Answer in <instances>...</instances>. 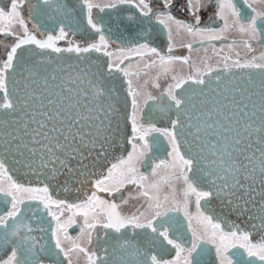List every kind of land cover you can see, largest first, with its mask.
Wrapping results in <instances>:
<instances>
[{"label":"snow or ice","instance_id":"6c2138e0","mask_svg":"<svg viewBox=\"0 0 264 264\" xmlns=\"http://www.w3.org/2000/svg\"><path fill=\"white\" fill-rule=\"evenodd\" d=\"M242 5L6 0L0 264H207L212 250L215 264H264V0ZM156 28L167 54L152 46ZM181 36L204 51L198 62L172 54ZM118 146L127 155L109 161Z\"/></svg>","mask_w":264,"mask_h":264},{"label":"flooded vegetation","instance_id":"af4514ba","mask_svg":"<svg viewBox=\"0 0 264 264\" xmlns=\"http://www.w3.org/2000/svg\"><path fill=\"white\" fill-rule=\"evenodd\" d=\"M237 3L238 5H240L241 7H243L242 5V0H237ZM6 4V0H0V7H4ZM96 12L97 15H101V16H104L106 19L108 18V12L106 11L105 13H99L98 10H94ZM136 10L135 9H129L128 10V13L127 14H131V13H134ZM212 11V7L209 8L208 12H211ZM173 12L174 14L179 17V18H182V19H190V17H188L186 14H181L179 12H177L175 9H173ZM208 12H205V13H202V16H204L205 18L207 17L208 15ZM25 16H27V12H25ZM111 23L113 25H115L116 21L115 19H113L111 21ZM29 28L32 27V24L30 23L28 25ZM40 28H41V31H43L45 28H47L48 31H53V26L50 22H47L45 24H42L40 25ZM17 31H19V29L17 28ZM148 32H152V30H147L146 34ZM37 34V37L39 38L40 37V33H36ZM47 33H45L46 35ZM154 35H155V39L152 41V46H157L159 47V49L162 51V53L164 54H167V39H166V35L164 33H162L159 28H156L155 31H154ZM70 39L71 38H74L78 41H81L82 43H84V39L83 37L80 35V34H77L75 37H72L70 35L69 37ZM231 39H239L237 36H232L230 37V40ZM190 41V38L187 37V36H181L179 38L176 39V42H175V48L173 49V52L172 54L173 55H177V56H189L190 57V60L191 61H199V59L201 57H203L205 55L204 51L201 50L200 52H196V51H193V52H189L187 50V48L183 47L182 44H185L187 42ZM13 42V38L12 37H3V36H0V60H3L6 58V52L9 50V46L11 45V43ZM216 43L217 45L219 44V42H214ZM61 46H65V42L64 41H61L60 42ZM113 48L115 47V45L112 46ZM240 53H241V56H243L245 54V51L244 49L240 48V49H237ZM211 48L208 49V53L211 54ZM227 51V49L225 50ZM94 57L97 56V54L93 53L92 54ZM100 60H103V61H106L107 58L106 57H100ZM211 63L215 64L216 61L215 59H213L211 61ZM178 68L180 69H184V66L183 65H178L177 66ZM143 79L144 77L141 78V83L143 82ZM160 83L162 84V86H166V82L161 80ZM149 89L153 92H156L157 90L156 89H151L150 85H149ZM158 126H164V122L163 121H159L158 122ZM166 144L164 145V148H166ZM128 150H130V148H128ZM127 155V152L124 156ZM159 156L160 158H167V152L165 150H161L160 153H159ZM142 171H145L147 173H150L151 171V161L147 162L146 166L144 168H142ZM126 194V193H125ZM83 195L84 193L80 194L79 197L82 199L83 198ZM101 195H104L103 193ZM76 199V198H75ZM75 199H72V200H69V201H74ZM117 200H118V197H117ZM135 203V202H133ZM130 210H133L132 207H131V204L128 205V206H125L124 207V211H130ZM192 210L194 211L195 208H194V205H193V208ZM181 219H183L181 217ZM240 224L241 228L242 229H247L249 231H252V239L255 241V240H258L260 237L259 235L251 229V226L250 224H245L244 222H240L238 223ZM242 224H244V226L246 227H243ZM79 229L78 227H76L75 225L72 226L71 228H69V234L72 235V236H75L77 235ZM185 233H186V228L184 229ZM166 247L169 249V251L164 255V258L165 259H171L172 256H174L175 252L173 249L170 248V246H167ZM207 264H215V252L214 250L211 251L209 257H208V262Z\"/></svg>","mask_w":264,"mask_h":264},{"label":"water","instance_id":"95a60500","mask_svg":"<svg viewBox=\"0 0 264 264\" xmlns=\"http://www.w3.org/2000/svg\"><path fill=\"white\" fill-rule=\"evenodd\" d=\"M101 61H103V60H101ZM106 62V61H105ZM125 148H127L128 149V146L126 145V142H125ZM126 150H123V149H121V147H116L111 153H110V155H109V161H112V162H115V160H116V158L117 157H119V156H121V155H125L126 154ZM105 166H107V162L105 163ZM16 178L18 179V180H20L21 182H27L26 180H24V178L22 177V176H19V175H17L16 176ZM79 187V186H78ZM88 190V188H87V186H85L84 187V190L83 191H81L80 193H79V195L80 194H82V193H84V191H87ZM52 194H53V196H56V197H58V198H67L68 200H72V199H75L76 197H77V193L75 192V191H73L70 195H66L62 190H59V189H54L53 190V192H52ZM212 209L214 210V211H216V212H219L220 210H219V208H216L215 207V204H213L212 205ZM229 220L230 221H235L236 223H240V222H244L245 224H248L249 222L246 220V219H243V220H237V218L235 217V216H231V217H229ZM250 224V223H249ZM242 226L243 227H246V226H244V224H242Z\"/></svg>","mask_w":264,"mask_h":264},{"label":"rangeland","instance_id":"374dc122","mask_svg":"<svg viewBox=\"0 0 264 264\" xmlns=\"http://www.w3.org/2000/svg\"><path fill=\"white\" fill-rule=\"evenodd\" d=\"M131 211V210H130Z\"/></svg>","mask_w":264,"mask_h":264}]
</instances>
